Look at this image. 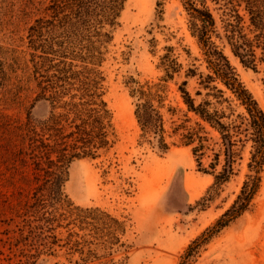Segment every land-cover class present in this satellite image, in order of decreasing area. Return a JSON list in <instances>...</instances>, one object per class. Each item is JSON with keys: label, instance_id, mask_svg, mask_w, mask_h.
I'll return each mask as SVG.
<instances>
[{"label": "trees", "instance_id": "1", "mask_svg": "<svg viewBox=\"0 0 264 264\" xmlns=\"http://www.w3.org/2000/svg\"><path fill=\"white\" fill-rule=\"evenodd\" d=\"M213 1L234 57L247 71L259 73L262 68L264 83V0ZM126 2L49 0L27 30L26 64L35 87L34 102H44L48 113L38 119L29 111L20 124V157L31 169L33 188L6 224L9 264H37L42 257L55 260L54 264H125L127 258H120L130 248L124 240L125 222L98 208L75 206L64 186L74 162L103 161L117 143L113 113L106 100L104 66L111 58L114 33ZM183 5L188 32L204 57L208 74L192 65L177 91L187 110L218 134L221 146L208 169L201 164L198 147L192 148L197 170L210 179L194 202L196 212L212 204L234 175L232 123L225 122L230 117L222 106L227 104L226 109L233 112L232 103H236L242 110L236 118L247 121L250 128L246 179L229 209L181 255L178 264H192L223 229L249 209L259 191L264 168V111L217 43L215 17L207 0H183ZM241 12L247 17L251 36L245 31ZM150 44L154 47V40ZM157 62L161 73L157 83L139 84L130 79L128 89L139 142L166 153L170 144L161 114L164 94L182 65L172 46L165 47ZM196 77L207 92L198 91L195 98L187 90V81Z\"/></svg>", "mask_w": 264, "mask_h": 264}, {"label": "rangeland", "instance_id": "2", "mask_svg": "<svg viewBox=\"0 0 264 264\" xmlns=\"http://www.w3.org/2000/svg\"><path fill=\"white\" fill-rule=\"evenodd\" d=\"M48 2L0 0V264H9L6 224L33 188L31 169L20 157V124L29 111L38 119L48 113L44 102H34L25 49L27 30ZM207 2L215 17L217 43L264 111L262 68L253 73L241 67L228 45L217 5L213 0ZM241 15L251 36L247 17ZM187 20L183 0H127L114 33L111 58L104 66L106 100L113 113L117 143L105 160L76 161L68 170L64 191L75 206L98 208L125 222L124 240L130 247L120 255L127 258L125 264H178L187 246L229 209L248 174V122L236 118L242 114L236 103H232L233 112L224 104L230 117L225 122L232 123L234 175L212 204L195 211L194 202L210 179L197 170L192 148L198 147L201 164L208 169L221 146L218 134L187 110L177 91L192 65L208 74ZM167 46L174 48L182 70L164 94L161 114L170 150L161 153L153 145L139 142L128 84L130 79L139 84L157 83L161 76L157 59ZM187 90L193 97L198 91L207 92L197 77L187 81ZM226 97L231 100L228 93ZM222 160L220 157L221 164ZM55 262L42 257L37 264ZM192 264H264V168L249 209L223 229Z\"/></svg>", "mask_w": 264, "mask_h": 264}]
</instances>
